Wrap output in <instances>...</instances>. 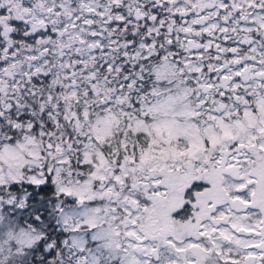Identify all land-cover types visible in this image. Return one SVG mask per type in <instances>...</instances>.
I'll return each mask as SVG.
<instances>
[{
  "label": "snow or ice",
  "instance_id": "6c2138e0",
  "mask_svg": "<svg viewBox=\"0 0 264 264\" xmlns=\"http://www.w3.org/2000/svg\"><path fill=\"white\" fill-rule=\"evenodd\" d=\"M0 264H264V0H0Z\"/></svg>",
  "mask_w": 264,
  "mask_h": 264
}]
</instances>
